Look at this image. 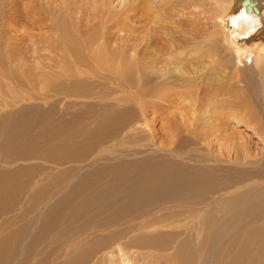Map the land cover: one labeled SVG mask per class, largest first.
<instances>
[{
	"label": "bare ground",
	"instance_id": "obj_1",
	"mask_svg": "<svg viewBox=\"0 0 264 264\" xmlns=\"http://www.w3.org/2000/svg\"><path fill=\"white\" fill-rule=\"evenodd\" d=\"M241 1L236 12L232 14L226 15V4L221 3L220 10L218 9L221 14L218 21L227 25L229 40L231 43L237 44V48L239 43L252 40L263 22L260 14L262 11L259 8L264 7V0H252L256 1L257 9L248 4L250 0H244L242 3ZM245 4L248 5L244 6ZM40 9L31 0V4L25 10L32 26H45L47 23V19ZM65 9V15L55 18L50 25L55 27L54 30H57L59 35L56 42L57 47L60 50H65L79 63H83L85 68H88V72L105 74L107 79L114 81L112 85L117 86L118 90L121 91L122 88L128 87L133 91L134 81L132 78L135 70L125 62L123 54L126 50L134 53L137 46L141 44L130 45L128 43L130 39L121 37L123 32V29H119L121 23L116 21L113 26H110L111 18L104 17L105 11L100 10L101 8H96L94 19H90L92 21L95 20V17L102 19L100 25L104 26V33L101 34L97 31L98 33L90 35L87 34V31L81 30L79 26H88L93 22L90 21L89 24L83 25L81 18L76 21L72 17V5H65ZM250 9L255 11H249ZM108 14L110 15V13ZM70 26H76L77 35L71 31ZM115 28L118 30L116 33L113 32ZM203 34V31L199 30L195 33L194 39H202ZM78 35H80L79 38ZM113 42L118 45V49L110 50L113 47ZM169 45L161 44L158 47L161 51V53L158 52L159 56L163 55L164 57V52H167V59L165 57V59H157L158 56L154 52L153 59H150L153 60L151 63L155 64L156 59L160 61L159 63L161 61L170 63L188 61V57L186 58L185 55L180 57L185 49L176 51L173 46ZM149 48L146 45L145 48H142L144 49L142 50L143 55ZM83 51L87 54L86 58ZM173 53L179 58L170 60ZM203 54L199 53L198 60L201 61V58H204ZM7 56L10 60L14 59L12 53H8ZM135 63L137 64L138 61L136 60ZM149 67L156 69L154 65ZM146 68L148 67L146 66ZM142 69L136 66L138 74L146 72ZM166 69L165 71H167ZM263 69L258 75L254 71L247 72L243 78L246 81L244 83L247 84L246 88L252 96L251 102L257 107L264 120ZM168 70L169 74H187L184 70L176 67ZM155 72L156 70L153 73ZM159 72L155 73L157 75H153V77L161 76ZM166 74L168 75V73ZM161 85L162 87L154 90L157 97L162 94L170 95L166 92L167 85ZM172 85L174 84L172 83L170 86ZM137 90H143L142 93H144L146 89L145 87L140 88L138 84ZM195 95L197 96V94ZM217 95L216 88L209 92L206 88L200 89L199 92V96H203L208 102L218 101ZM9 97L12 100L9 98L8 103L12 104L14 99L10 95ZM162 97L164 98L163 95L158 98L162 99ZM149 105L155 107L153 104ZM105 106L115 107L112 104ZM139 107L141 108V106ZM122 113L124 114L123 110L98 109L85 121L74 122L70 131L48 134V138L54 140L44 144V147L51 153L53 152L48 161L53 162L57 167L75 159H81L83 153L93 148L96 150L92 155L95 161L87 165V169L90 170L87 173L76 169L64 173L65 176L61 179L63 181L56 186L58 189L54 192L51 191L53 193H49L42 205L39 218L43 209H48L51 204L50 209L43 215L42 222L37 218L36 221L33 220L34 224L31 223L39 224L38 228H40L36 233L25 225L26 227L21 226L0 237V264H134L135 262L130 257L133 255L129 256V252L131 250L137 252V249L147 251L149 255L150 259L146 261L144 254L138 250L144 263L145 261L152 262L151 257L154 252L167 253L174 248L168 239L173 236L171 233L177 231H173L175 227L171 228L172 231H167L168 226L162 224L183 215L192 216V219H195L192 224L188 225L191 231L176 234L177 237L184 236L185 238L179 239L178 253L175 255L168 253L164 258L160 257L159 264L161 261L169 262L170 260L176 264H181V261L183 264L184 261L186 264H264V154L258 159L248 151H244L241 155L233 143L221 146L215 152L213 150V144L217 141L215 129L219 124L217 120H213L212 122L200 121V124H195L193 127L190 126L191 124H187L186 129L179 130L175 142L169 145L172 146L168 151L160 148L154 142V145L145 144V147L137 148L132 152L119 151L120 153L117 152L108 157L106 153H114V147L124 145L125 139L134 133H136L135 135L141 134V131L149 133L150 138L153 139L154 133L152 134L150 128L146 126L147 129H139V124H142L140 117L141 121L137 127L135 125L127 126L125 123H121ZM230 114L238 122L242 123L245 120L238 114ZM248 117L250 118V115ZM60 124L65 125L66 122L60 120ZM137 128L140 133L136 132ZM140 136V139L147 137L142 134ZM118 139L119 143H113ZM105 157L107 158L105 159ZM105 161L114 164L97 167ZM11 173L3 172L6 177ZM38 182L33 181L30 184L31 187L29 186L30 190H33ZM3 190L4 188H1V192ZM45 192L46 188L39 192L35 198H32V201L37 202ZM74 200L78 201L76 207L73 204ZM26 212L19 215L21 220L27 216ZM5 224L8 223L4 222L1 226ZM200 226L201 229L198 231ZM163 227L166 231L163 230ZM99 232L106 233L105 235L101 233L104 236L98 237L97 233ZM192 232L196 236V243L200 249H198L199 253L196 258L195 255L190 254L188 260H185L182 256L193 243L191 235L188 234ZM137 233L139 236L134 237L133 235ZM201 235L205 236V243L198 242ZM196 243L192 245H196ZM137 253L134 254V257Z\"/></svg>",
	"mask_w": 264,
	"mask_h": 264
},
{
	"label": "rangeland",
	"instance_id": "obj_2",
	"mask_svg": "<svg viewBox=\"0 0 264 264\" xmlns=\"http://www.w3.org/2000/svg\"><path fill=\"white\" fill-rule=\"evenodd\" d=\"M240 1L33 0L41 8L40 11L47 19V23L45 26H32L31 20L25 12L27 6L31 4V0H0V174H2L0 175V187L4 188L2 192L0 188V226L4 222L8 223L1 226L2 228L0 227V237L6 232L15 231L25 225L36 233L40 227L38 228L39 224L33 225L34 221L38 218L42 222L43 215L50 209L51 204L48 209H43L39 218L42 205L49 193L58 189L56 186L63 181L61 179L65 176L64 173L75 169L82 170V173L90 171L87 169V165L95 161L92 156L93 151H96L94 148L83 153L81 159H75L57 167L53 162L48 161L53 152L51 153L44 147V144L54 140L49 139L48 134L70 131L74 122L85 121L98 109L123 110L124 114L122 113V118L120 117L121 123L137 127L142 119L139 129L144 130L147 126L151 129L152 134L154 133L153 139L150 138L149 133L141 131L142 135L147 136L141 139L139 138L141 134L135 135L136 133H134L125 139L124 145L114 147V153H106L108 157L117 152H132L137 148L145 147V144L154 145L156 143L157 146L168 151L172 146L169 145L175 142L179 130L186 129L187 124H191L190 126L193 127L202 121L217 120L219 124L215 129L218 132L215 131L217 141L213 142L215 152L217 148L233 143L239 154L242 155L244 151H248L254 158H260L264 154V120L257 107L251 102L252 96L246 88L247 84L244 83L246 81L243 77L250 71H254L258 75L264 68V46L262 44L264 43V19L261 28L259 27L260 30L256 32L252 40L239 43L238 48L237 44L235 45L229 40L227 25L218 21V17L221 15L219 14L221 3L226 4V15H229L236 12ZM67 4L72 5V17L76 21L81 18L83 25L89 24L94 19L96 8H101L100 10L105 11L104 17L111 18L110 26H113L116 21L121 23V26L118 24L119 29H123L121 37L130 39L128 40L130 45L141 44L137 46L134 53L126 50L123 54L125 62L135 70L132 78L134 81L133 91L128 87L122 88L121 91L118 90L117 86L112 85L114 81L107 79L105 74L88 72V68H85L83 63H79L65 50H60L57 47L56 42L59 35L57 30H54L55 27L50 25L52 20L65 15V5ZM248 4L257 9L256 1L250 0ZM101 21L102 19L95 17L92 24L79 27L81 30L87 31L88 35L98 32L102 34L104 26L100 25ZM71 22H73L72 19ZM70 29L77 35L76 26H70ZM197 30L203 31L202 39H194ZM113 32L116 33L118 30L115 28ZM161 44L173 46L176 51L185 49V53L183 52L180 57L185 55L186 58L188 57V61H176L177 63L161 61L159 63L160 61L157 59L161 60L167 57V52H164V57L163 53L160 54L162 58L159 56L158 52L161 53V51L158 47ZM145 45L150 48L143 55L142 50L144 49L142 48H145ZM114 49H118L115 42L110 50ZM239 51L241 52L239 53ZM154 52L158 56L154 61L155 64L151 63L153 60H150L153 59ZM8 53L14 54V59L10 60L7 56ZM83 53L86 58V52L83 51ZM199 53H204V58H201V61L198 60ZM171 56L176 58L171 57L170 60L179 58L174 56V53ZM135 65L143 68L147 73L138 74ZM153 65L156 69L149 67ZM174 67L184 70L187 74H169L168 69ZM154 70H156L155 73L161 70L159 72L161 76L153 77V75H157L153 73ZM56 71L57 73H55ZM138 76H140L139 79ZM164 78H168V81ZM164 80L166 83H163ZM137 83L140 88L145 87V94L142 93L143 90H137ZM172 83L174 85L170 86ZM161 84L167 85V91H165L170 94L168 96L162 94L165 98L162 97L163 100L158 98L162 95L157 97L154 91L156 88L162 87ZM205 88L208 92L216 88L218 101L208 102L203 96L200 97V89ZM9 95L14 99L12 104L8 103L11 99ZM106 104H112L115 107H107ZM149 104H153L155 107ZM150 106L153 108L151 109ZM230 113L244 117V122L236 121ZM247 119L249 120L246 121ZM60 120H64L66 124L61 125ZM192 127L191 130H193ZM138 131L137 128L136 132L140 133ZM115 141L113 143L117 144L120 140ZM111 164L114 163L105 161L99 165L97 163V167ZM5 171L12 173L6 177L3 174ZM33 181L39 182L33 190H30L29 186ZM56 182L59 183L53 184ZM44 188H46V192L41 199L37 202L32 201V198H35ZM77 203V200L73 201L75 207ZM24 212L27 216L21 220L19 215ZM193 220L195 219H192V216L183 215L162 224L168 226L167 231H172L171 228L175 227L173 231L177 232L171 233L173 236L168 239L174 248L167 253L156 251V254L154 252L151 257L152 262H146L150 257L147 251L140 249H137V252L139 250L144 254L145 263L141 260V254L136 250L134 252L131 250L129 256L133 255L130 257L137 264H159L160 257L164 258L168 253H171L170 255L177 254L179 239L184 236L177 237L176 234L184 231L185 233L190 232L188 225L192 224ZM178 224L179 227H177ZM200 229L201 226L198 231ZM163 230L166 231L165 228ZM101 233L105 235L106 232H99L96 235L103 237L104 235L102 236ZM188 234L192 237L193 243H191L195 244L197 239H195L194 232ZM133 236L139 235L137 233ZM198 242L205 243V236L201 235ZM192 244H190V249H187L189 251H184L183 259L188 260L190 254L195 255V258L198 256L200 247L197 243V246ZM135 253L137 256L134 257ZM164 263L176 264L173 260L161 261L160 264ZM184 264H186L185 261Z\"/></svg>",
	"mask_w": 264,
	"mask_h": 264
},
{
	"label": "flooded vegetation",
	"instance_id": "obj_3",
	"mask_svg": "<svg viewBox=\"0 0 264 264\" xmlns=\"http://www.w3.org/2000/svg\"><path fill=\"white\" fill-rule=\"evenodd\" d=\"M256 1H258V0H256ZM248 4H245L244 6H247ZM248 8V7H247ZM254 9H250L249 11H253ZM259 10L260 11H262V12H260V14H261V16H262V18L264 19V7H260L259 8ZM259 10H258V13H259ZM255 11V10H254ZM261 26V25H260Z\"/></svg>",
	"mask_w": 264,
	"mask_h": 264
},
{
	"label": "crops",
	"instance_id": "obj_4",
	"mask_svg": "<svg viewBox=\"0 0 264 264\" xmlns=\"http://www.w3.org/2000/svg\"><path fill=\"white\" fill-rule=\"evenodd\" d=\"M262 44H264V43H262Z\"/></svg>",
	"mask_w": 264,
	"mask_h": 264
}]
</instances>
